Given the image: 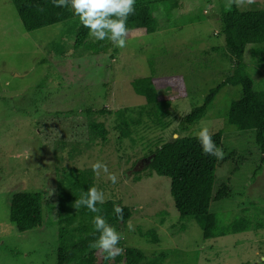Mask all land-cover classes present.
Listing matches in <instances>:
<instances>
[{"label": "rangeland", "instance_id": "1", "mask_svg": "<svg viewBox=\"0 0 264 264\" xmlns=\"http://www.w3.org/2000/svg\"><path fill=\"white\" fill-rule=\"evenodd\" d=\"M235 3L242 9L264 7V0H167L154 9L158 30L129 33L124 48L94 54L69 46L73 21L27 31L13 1L0 0V264H58L59 195L71 184L72 167L92 168L97 161L108 169L96 173L105 200L133 208L119 230L127 246L149 257L166 253L162 264H264V227L206 239L196 221L180 218L170 177L147 175L151 152L174 134L223 129L214 191L224 183L231 191L211 209L226 224L241 216L264 221V152L255 130H239L226 118L242 86H225L205 118L190 128L181 124L233 72L221 15ZM258 48L263 51L264 44L248 45L244 56L261 91L264 52L255 55ZM147 76L171 100L170 124L157 126L145 115L133 125L132 138L120 140L114 112L127 109L128 117L138 118L148 103L132 82ZM104 108L112 113L98 112ZM93 121L105 123L107 140L90 128ZM109 174H115V184ZM19 191L42 193L41 227L20 232L11 221Z\"/></svg>", "mask_w": 264, "mask_h": 264}, {"label": "trees", "instance_id": "2", "mask_svg": "<svg viewBox=\"0 0 264 264\" xmlns=\"http://www.w3.org/2000/svg\"><path fill=\"white\" fill-rule=\"evenodd\" d=\"M27 31L47 26L73 21L68 31L74 37L75 49L88 48L92 53H107L115 51V45L105 39L94 41L83 27L78 17L73 15L70 5L54 6L52 0H12ZM167 0H136L134 13L128 16L126 27L129 33H151L160 28L159 19L154 14L155 6ZM222 32L225 35L227 52L225 54L233 61L234 69L216 87H212L202 105L194 107L190 113L181 119L183 128H190L198 124L208 114L217 94L225 86H242V96L233 100L226 113L227 122L239 130H255L256 142L264 152V90H257L254 80L248 73V63L245 53L248 45L264 44V7L242 9L234 4L230 10L221 15ZM254 50V51H253ZM255 55L260 51L253 49ZM264 67V62H262ZM261 64V65H262ZM134 91L146 98L147 106L138 110V118L128 117L127 109L117 110V128L120 140L132 138L133 125L142 122L147 116L157 126L166 128L170 122L171 100L163 98L154 77H141L132 82ZM89 112H94L92 108ZM98 112L112 113L104 108ZM90 128L107 140L109 131L103 122H91ZM182 129V128H181ZM215 145L222 149L224 130L211 133ZM148 174L157 173L171 179V194L181 219L194 220L202 228L206 239L224 236L229 233H239L253 227H264V221L253 222L251 218L241 216L230 223H223L220 214L213 212L211 205L220 199L229 197L231 187L224 183L215 192L217 167L220 159L203 153L197 135H181L176 140L169 139L159 145L150 154ZM71 184L64 187L60 193L59 208V247L57 249L58 264H162L166 253L149 257L143 250L129 247L121 239L118 247L123 251L114 259H107L106 253L91 248L99 236L92 224L94 215H103L107 222L117 232L126 226L134 215L133 208L123 204L120 200L107 199L99 213H92L85 207L77 208L76 201L92 186L97 187L96 173L92 168L72 167ZM140 179L141 177H137ZM114 205L123 209L122 218H117L113 211ZM10 218L20 232L39 228L44 223V198L41 192L19 191L14 193ZM154 241L158 238L154 234Z\"/></svg>", "mask_w": 264, "mask_h": 264}, {"label": "clouds", "instance_id": "3", "mask_svg": "<svg viewBox=\"0 0 264 264\" xmlns=\"http://www.w3.org/2000/svg\"><path fill=\"white\" fill-rule=\"evenodd\" d=\"M52 2L57 7L70 5L73 15L78 17L83 27L88 29V34L94 38V41L107 39L119 48L125 47V37L129 31L126 27V21L128 16L135 11L134 4L136 0H52ZM173 138H179L178 134H174ZM197 139L203 153L215 156L218 159L223 158V150L215 145L206 127L200 129ZM91 167L94 174L98 173L100 169L105 172L108 171L107 165L99 161L92 164ZM108 178L111 183H116L115 174H109ZM104 203V192L96 186L88 188L76 201L77 208L83 206L92 213H99L101 209L97 205H103ZM113 211L117 218H122V207L114 205ZM92 224L99 236L90 244V247L106 253L107 259H114L123 251L122 248L117 246L119 241L123 239L122 233L117 232L103 215H94ZM129 227L131 228V225Z\"/></svg>", "mask_w": 264, "mask_h": 264}, {"label": "water", "instance_id": "4", "mask_svg": "<svg viewBox=\"0 0 264 264\" xmlns=\"http://www.w3.org/2000/svg\"><path fill=\"white\" fill-rule=\"evenodd\" d=\"M174 140H176L177 138H173ZM151 161V157L148 158V163H150Z\"/></svg>", "mask_w": 264, "mask_h": 264}, {"label": "flooded vegetation", "instance_id": "5", "mask_svg": "<svg viewBox=\"0 0 264 264\" xmlns=\"http://www.w3.org/2000/svg\"><path fill=\"white\" fill-rule=\"evenodd\" d=\"M145 161H146V159L143 160V162H145ZM140 164H141V162L138 163V166H140Z\"/></svg>", "mask_w": 264, "mask_h": 264}]
</instances>
